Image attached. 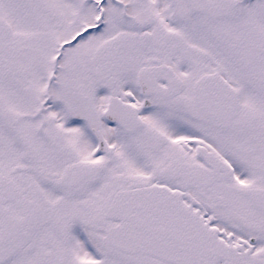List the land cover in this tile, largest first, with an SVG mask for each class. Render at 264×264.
Instances as JSON below:
<instances>
[{"label":"snow or ice","instance_id":"6c2138e0","mask_svg":"<svg viewBox=\"0 0 264 264\" xmlns=\"http://www.w3.org/2000/svg\"><path fill=\"white\" fill-rule=\"evenodd\" d=\"M0 264H264V0H0Z\"/></svg>","mask_w":264,"mask_h":264}]
</instances>
